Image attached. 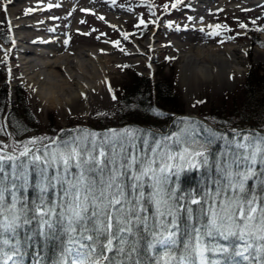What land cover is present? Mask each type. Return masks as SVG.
<instances>
[{"label":"rangeland","instance_id":"rangeland-1","mask_svg":"<svg viewBox=\"0 0 264 264\" xmlns=\"http://www.w3.org/2000/svg\"><path fill=\"white\" fill-rule=\"evenodd\" d=\"M31 1L34 0H17L11 5L7 3V8L11 7L19 11L17 15H14L18 17L16 20L31 23L39 17L38 21H42L40 25L36 23L34 28L21 26L19 29L13 27L17 22L14 20L13 23L11 20L10 25L15 39L24 35H27L29 39L32 36L40 37L48 33L50 37L47 36L46 39L56 44L61 50L59 52L61 61L64 59L65 50H71L70 60L73 65L87 64V67L91 68L89 55L97 60L99 54L102 56L100 65L105 69L112 67L114 70L107 74L108 80L104 81L100 78L101 83L95 81L94 85L80 94L79 98L72 96L68 102H65L66 89L74 88L71 74L81 76L80 73L73 70L72 66L68 67L65 73L69 74L70 78L66 79L55 71L39 67L37 69L42 75L54 79L57 84L35 86L33 74L28 73L32 71L31 66L27 71V67L21 63L22 57L26 55L12 48L14 46L12 42H3L0 39V49L8 50L3 52L4 57H0V95L7 92L8 103L16 104L15 109H17L13 114L14 120H12L11 112L3 116L4 105L0 104V144L16 152L23 151L27 141L51 140L61 127L68 129L71 127V133L78 132L83 136L84 132L81 130H85V127L97 128L101 125L98 128H102V125H118L120 114L118 96L125 88L132 85L133 79L137 76L149 78L151 85L159 83L161 86H168L174 106L184 109L187 115L198 116L211 122L221 115L226 116L236 111L235 114H241L236 116L239 121L246 117L245 87L250 71L264 76V58L261 57V52L256 50V48H261L264 51V32L259 33L257 30L260 26L264 29V24L260 23L264 7L260 10L246 5L235 7L236 4H234L231 8L225 7L220 11L218 8L223 5L219 0H182V3L175 8L172 4L176 3V0H143L148 3H142L139 0H114V2L113 0H66L61 2L54 0L55 7L42 10L41 14L32 11L25 15ZM245 1L242 4H245ZM5 2L7 0H0V20H3L5 13L9 12L8 10L2 12ZM81 7L86 9L93 7L95 13H91L90 9L88 12L81 11ZM208 7L218 11L211 14ZM198 8L208 10L200 12L198 10L199 13H197ZM160 10L167 14L171 12L163 16L162 22L157 20ZM220 14L222 17L218 22L220 27L217 30L213 31L212 29L215 28L204 27L216 24L217 21H213L216 18L213 19V17ZM206 15L209 19L202 22V18ZM150 17H152L150 21H155V26L144 32L142 30L144 25L140 24V21H145ZM192 18L194 21H191ZM252 21L256 23L253 24ZM169 23L171 27L168 26ZM241 23L246 24L247 27L241 28ZM257 24L260 25L257 26ZM193 26H199V29H194ZM5 27L0 24L2 39L8 38ZM73 28L75 29L72 31ZM79 29L84 34L75 31ZM222 29L227 31L217 35L216 33ZM123 33L129 34L128 39H124ZM226 34L232 38L231 41L225 40V37H229ZM59 38H61L60 42H56ZM70 39L72 41L68 42ZM116 41H119V47L115 45ZM253 42L258 44L254 45ZM20 44L22 48L45 52L38 42L30 44L29 41L20 40ZM232 44L242 45V53L246 60L245 67L241 66L242 71L231 72L229 76L218 73L211 78L191 79L187 82L181 80V54L185 51L193 50L198 53L200 51L204 58L207 53H213L222 46L226 48ZM106 50L109 53H105ZM12 52L18 57L19 67L16 66V59L13 58ZM5 58L6 61L3 60ZM30 58L36 65L42 60L40 56L34 54H31ZM63 62L65 63L66 60ZM51 90H55L54 97L52 93L50 94ZM42 91L51 96V101L48 100L46 104L40 98ZM152 91L156 92L154 88ZM159 109L164 111L160 107ZM170 114L173 117L177 113L170 112ZM163 116L159 115V119L162 118L164 121ZM246 118V121L241 124H254ZM260 119L263 120L262 127L264 128V112L263 114L261 112ZM170 120L165 122L167 126L171 124ZM158 123H160L159 120ZM87 131L98 132L91 129ZM42 137L45 139L40 140L39 138ZM183 142L190 144L185 147L188 150L186 153L184 150L181 152L184 154V161L181 162L177 156L170 163L178 161L181 165H186L195 157L196 152L205 147L204 143L195 142L187 135L183 138ZM244 143L255 145L256 142L248 140Z\"/></svg>","mask_w":264,"mask_h":264},{"label":"snow or ice","instance_id":"snow-or-ice-1","mask_svg":"<svg viewBox=\"0 0 264 264\" xmlns=\"http://www.w3.org/2000/svg\"><path fill=\"white\" fill-rule=\"evenodd\" d=\"M7 3H12V0H7ZM7 3L3 6L5 12ZM180 3L182 0H176L172 7L175 8ZM32 11L28 8L24 14ZM140 24L144 25L145 21L141 20ZM168 26L171 27V23ZM240 27L246 28L247 25L241 23ZM216 34L219 35L218 32ZM122 35L124 39H128V33ZM114 43L119 47V41ZM82 131L83 136L63 141L53 139L55 148L50 149L49 145H45L43 150L36 148L33 151L28 147V144L38 143L33 139L25 142L24 150L19 156L0 154V232L15 234L23 224L29 223L23 214L26 210L17 209L19 198L16 192L19 187H26L31 169L39 176L37 187L41 193L42 204L49 187L58 184L63 190L59 205L63 209L62 212L56 213L55 208H49L47 211L37 208L41 217L39 234L47 238L49 230L55 227L56 217L59 216L65 223L64 231L68 234L69 246L64 252L70 257V264H141L138 258L140 249L136 230L139 225H144V232L149 234L144 247L146 253L157 257L158 249L165 250L162 264H196L197 260L199 264H220L219 261H209L206 256L208 252L213 254L229 252V248L224 245L205 243L206 237L214 235L225 240L237 236L245 243L235 250L234 256L242 257L246 261H255L256 264H264V200L255 194L248 196L245 188L247 181L253 179H258L260 184L264 185V173L256 168L258 163H264V139L256 142L254 146L238 145L253 150L244 157L246 162L244 171L228 172L230 177L228 190L232 193L231 198L224 193L223 201L213 199L208 204L209 222L200 227H193V235L183 243V252L177 257L173 255V250L181 246L179 214L181 211L187 212L191 220L193 210L191 207L176 204L174 193L171 191L166 193L162 185L168 181V176L163 175L164 173H171L174 168L182 167L170 161H174L178 156L183 162L184 154L168 155V162L162 160L157 169L154 167L155 150L151 159H140L134 152L127 151L124 141L129 136L134 137L133 130L123 129L118 133L117 130L111 129L109 130L111 135ZM249 139L247 136L244 137L245 141ZM127 143L135 147L133 140H128ZM159 147L160 145H157V148ZM187 151L184 150L185 153ZM195 156L203 157V163L207 164L208 158L203 151L196 152ZM21 157L29 159L22 160ZM5 163H10V173H5ZM195 166L198 167L199 164ZM53 168L55 175L50 176L49 170ZM73 169L76 171L73 172ZM125 179L132 181L127 185L130 192L126 191ZM146 179L152 182L153 192L149 199L154 203L161 218L160 222L151 228L148 226V217L144 215L147 213L143 190V182ZM4 181L9 183L5 185ZM18 181L23 183L18 185ZM6 191H10L12 196L11 206L7 209L10 215L5 214L3 207ZM221 194L218 191L216 196L219 197ZM190 204L202 205V201L193 198ZM165 216L170 218L166 222L163 220ZM0 244L11 245V241L0 239ZM2 254L6 259L0 264H8V261L13 260L18 254V250L14 248L11 253ZM63 264H69V260L64 259ZM153 264H161V260L156 259Z\"/></svg>","mask_w":264,"mask_h":264},{"label":"trees","instance_id":"trees-1","mask_svg":"<svg viewBox=\"0 0 264 264\" xmlns=\"http://www.w3.org/2000/svg\"><path fill=\"white\" fill-rule=\"evenodd\" d=\"M248 77L245 87L246 97V112L241 121L236 116L241 115L230 113L226 116H220L212 120V122L218 125H243L241 122L246 121L245 118L254 122V125L262 127L261 112H264V76L258 72L251 73ZM129 87L125 88L119 94V120L117 124L125 125L127 127L116 129L118 133L123 129H130L134 132V137L129 136L125 139L128 152H134L140 159L153 158L154 151L156 152V167L159 168L161 161H167L168 155L178 154L185 150L190 144L183 142V138L189 136L194 139L195 142H202L205 147L200 150L205 153L208 158L207 164L203 163V157H194L190 163L182 165L179 169H173L171 173H164L168 176V181L163 184L162 187L167 193L171 191L174 193L175 203L184 205L185 207H191L192 219L188 218V213L181 211L179 219L181 223L180 231V248L173 250V255L179 257L183 252V243L188 240L192 235L193 227H200L206 225L209 222L210 216L207 213L208 204L213 199L220 201L224 200V193L231 198L232 193L228 190L229 175L232 173L242 172L246 169V162L244 157L249 155L252 148H241L239 144L244 143V137H249V141L259 142L264 139V134L258 133L254 130H247L242 132H219L216 131L203 122L194 118L177 119L169 133L166 135H159L153 133L147 129L141 128L132 123H145L152 126L160 127L166 130V121L172 118L171 113H183L184 109L174 106L171 93L168 91V86H161L159 83L151 85L149 78L135 77ZM164 87V88H163ZM152 88L156 90L153 93ZM6 92L0 95V104H5ZM157 101V103L155 102ZM21 103H24L21 101ZM25 104V103H24ZM156 105L158 107H156ZM162 108L163 110L159 109ZM17 109L13 108V114ZM162 113V114H158ZM159 115L164 117L159 119ZM233 115L232 117H230ZM244 116V115H242ZM158 120L160 123H158ZM261 125V126H259ZM101 127V125H99ZM98 126V127H99ZM110 125H102V128L109 127ZM82 131V130H81ZM90 131L89 133H91ZM101 134L108 133L110 131L98 132ZM81 136L78 132L64 131L59 138L60 141L70 139L72 137ZM65 137V138H64ZM103 138V137H101ZM170 138V139H168ZM128 140H133L135 147L127 143ZM157 145H160L157 148ZM253 145V144H252ZM50 149L55 148L56 145H49ZM254 146V145H253ZM44 147L40 149L43 150ZM199 151V152H200ZM4 154V153H0ZM8 155V154H6ZM29 157H24L22 160H27ZM174 164L181 165L180 162ZM199 164V166H195ZM191 165V166H190ZM256 168L259 172L264 173V163H258ZM5 173L11 172L10 163L4 164ZM73 172L76 169L72 170ZM49 175H55V169L49 170ZM9 182L4 181L7 185ZM23 181H18L17 184H22ZM132 183L130 179H125L124 184L126 191L130 192L127 185ZM145 200L144 205L147 208L146 215L148 217V226L154 227L157 225L161 218L159 217L154 203L149 199L150 194L153 192L151 187L152 182L145 180L144 182ZM39 184V176L35 171L30 169L28 183L26 187H19L16 195L19 198L17 203V209L26 210L24 216L29 221L27 224H23L17 229L15 234L0 232V239H9L11 245L0 244V262L6 257L2 252L11 253L15 248L18 250V254L13 257L12 264H63L64 259L69 260L64 250L68 245V234L64 231L65 223L59 216L56 217L55 227L49 230L47 238L41 237L39 234V226L41 217L37 208H43L47 211L49 208H55L56 213H60L63 209L59 206L63 197V190L60 185L55 187H49L48 191L44 194L43 204L41 202V193L37 187ZM246 194L251 196L257 195L264 200V185L260 184L258 179L247 181ZM222 193L219 197L216 196L217 192ZM3 207L5 214L10 215L7 209L11 206L12 196L10 191L4 192ZM198 199L202 201V205L190 204L191 199ZM171 203V202H170ZM203 209V210H202ZM47 219V217H45ZM169 217H163L166 222ZM144 225L137 226V238L139 240L138 247L140 249L139 260L141 264H153L154 260L160 259L162 264V257L164 255V249H158L159 256L153 257L151 254L144 251V247L149 234L144 232ZM203 231V229H202ZM205 243L209 244H221L229 248L228 253L213 254L208 252L206 254L209 261H219L220 264H256L255 261H246L242 257L234 256L235 250L241 247L245 241H242L237 236H231L227 240L222 239L218 235L213 237H206ZM196 264H199L198 260Z\"/></svg>","mask_w":264,"mask_h":264},{"label":"bare ground","instance_id":"bare-ground-1","mask_svg":"<svg viewBox=\"0 0 264 264\" xmlns=\"http://www.w3.org/2000/svg\"><path fill=\"white\" fill-rule=\"evenodd\" d=\"M14 1H17V0H13L12 3ZM219 1H221L222 5H229V4L239 5L241 0H219ZM248 1L250 3L257 2L256 0L255 1L248 0ZM47 2L51 3V2H54V0L45 1V2L43 0H36V1L34 0L30 2V5H34V4L35 5L36 4L45 5ZM45 8L46 7L44 6V9ZM209 8L210 7H208V9ZM81 9L83 8L81 7ZM198 10L200 9L198 8L196 10L197 13H199ZM204 11H206V9H204ZM18 12L19 11L16 9H13L11 7L9 8V15L12 16L13 19H15V21L17 22L16 26L19 29L21 26L34 28L36 26V23L40 24V22L38 21L39 17L37 18L35 22H31V23L16 20L18 17H14V15H17ZM38 14H41V13H38ZM145 29L146 27H143L142 30L144 31ZM18 34L21 35L20 33ZM46 38H47V35H42L40 37L36 35L34 37L32 36L29 39L27 35H24V36H20L19 38L20 40L24 42L29 41L30 44H33L35 42L40 43L41 47L44 48L45 52H41V51L39 52L33 49L31 50L30 48H22L20 47L21 44H20L19 39L17 40L18 42L15 43L13 48L17 49V52L20 51L22 54L26 55L25 57L24 56L22 57L23 61L21 63L24 67H27L26 69L27 71L30 70L29 66H31L32 71L31 72L29 71L28 73L33 74V77L35 79L34 81L35 86L41 87V85H56L57 84L54 79H50L47 76L42 75V73L38 70L39 67L40 68L43 67L48 70L55 71L57 74L63 77H66V79L70 78L69 74L65 73L66 71L65 69L68 67L72 66L73 70H76L78 73L81 74V76H78V75L75 76L71 74V76L73 77V79L71 78V81L74 82L73 83L74 88L66 89L67 95H65L66 97L65 102H68L69 98L72 96H74L75 98H79L80 94H83L85 91H87V88L94 85L95 81H99V83H101L100 78L101 80H104V81L108 80L107 74L113 72L114 70L112 67L105 69L104 67H102V65H100L102 56H100L99 54L97 55V60L92 59L91 58L92 56L88 54L91 59V61L89 62L92 65L91 68H89V66L87 67V64H83V66H79V64L76 63L73 65L72 61L70 60L71 50H65L66 53H65V56L63 57L64 58L63 60H66V62L64 63L63 60L61 61L59 59L60 58L59 52L61 50L58 49V46L56 44L51 43ZM35 45H38V44H35ZM241 46L242 45H235V44H232L226 48L222 46L220 47L218 51H214L213 53H207L204 56V58L202 57V53L200 51L199 53L194 52L193 50L185 51L183 54H181V58H182L181 66H180L181 80L183 82H187L191 79H198V78L204 79L207 77L211 78L214 74L216 75L218 73H221L224 76H229L231 72L242 71L241 66L245 67L246 60H245V56L242 53L243 48ZM0 50H1L0 57H4L5 55L3 52L4 51L7 52L8 50L5 48H1ZM256 50H259L261 52V57L264 58V51L261 50V48H256ZM104 52L109 53V51L107 50ZM31 54L40 56L42 58V60L40 61L38 65H36L34 61L30 58ZM12 56L14 59H16V64L19 63L18 57L15 56L14 52H12ZM86 56H87V53H86ZM3 60L6 61V58ZM109 61L111 62L112 58ZM16 66L19 67L18 64ZM51 93L53 94V97H54L55 90H51L50 94ZM41 96L42 97L40 98L42 99L44 104H46L48 100L51 101V96L46 95L44 91L41 92Z\"/></svg>","mask_w":264,"mask_h":264},{"label":"water","instance_id":"water-1","mask_svg":"<svg viewBox=\"0 0 264 264\" xmlns=\"http://www.w3.org/2000/svg\"><path fill=\"white\" fill-rule=\"evenodd\" d=\"M180 116L186 117V116H189V115H187V114H178V115H175L174 116V119L177 118V117H180ZM190 116H192V115H190ZM196 118L202 120L204 123H206L211 128L218 129L216 125H214V124H212V123L204 120L203 118H201V117H196ZM140 126L143 127V128L149 129V130H151L153 132H156V133H163L159 129H157V128H151V127H149L148 125H145V124H141ZM247 129H250V126H223V127H221L219 129V131H232V132H237V131H243V130H247ZM258 131L260 133H264V130H258ZM41 144H43V143H41ZM41 144H39V145H41ZM35 146L36 145H32L29 148L30 149H33ZM11 153L13 155L19 156V153H14V152H11Z\"/></svg>","mask_w":264,"mask_h":264}]
</instances>
